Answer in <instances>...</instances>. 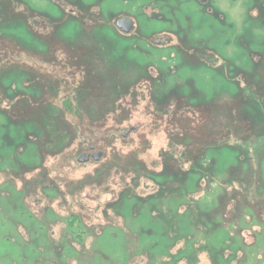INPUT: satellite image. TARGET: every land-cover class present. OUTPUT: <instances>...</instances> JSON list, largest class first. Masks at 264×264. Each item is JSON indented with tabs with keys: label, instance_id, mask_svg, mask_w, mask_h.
<instances>
[{
	"label": "rangeland",
	"instance_id": "1",
	"mask_svg": "<svg viewBox=\"0 0 264 264\" xmlns=\"http://www.w3.org/2000/svg\"><path fill=\"white\" fill-rule=\"evenodd\" d=\"M108 46L162 91L79 164L42 136ZM0 264H264V0H0Z\"/></svg>",
	"mask_w": 264,
	"mask_h": 264
},
{
	"label": "trees",
	"instance_id": "2",
	"mask_svg": "<svg viewBox=\"0 0 264 264\" xmlns=\"http://www.w3.org/2000/svg\"><path fill=\"white\" fill-rule=\"evenodd\" d=\"M4 26V25H3ZM5 27V26H4ZM110 46H108L106 49H101L95 52L90 57L92 59V64L86 65L87 69L89 70L90 74H93L92 76H86V79L83 78V80H79V82H84L87 86V97L89 99L90 96L95 95V99L100 98V102L92 101L88 103L83 102V105L81 103H78L79 99H82L80 96L79 88H77L76 93L73 92L72 95L70 96H63V98H67L71 103L76 105L73 110H75V113L77 115H81V119L84 120L82 123H76V131L75 132H64L65 130L69 129H64V124L63 121L58 122V119L56 123L52 124V129H53V134L50 135L49 133H44L42 137L45 138V142L52 145V143H56L58 145V148L55 150L60 151V153H63L66 149L70 147L71 144L74 143V138L77 140L79 139L83 143H101L104 142V139H110L114 137V134H116L117 131H113L112 129H105L103 125H105L104 119L108 117L110 111H107L109 108L105 109L102 108L101 103L105 105H114L119 103H122V101L127 97L129 94L134 92L136 88L140 86V84L143 82V84H148V80H150L149 76H138L136 75V72H139L138 66L135 65L134 63H129L128 67L129 70L125 71L124 75H119L116 73V76L112 74L111 69L108 68V65L111 64V60H113L115 57L112 55L111 50L109 49ZM123 59L122 57H118L117 59L114 60H121ZM89 67V68H88ZM84 68V67H83ZM137 69V70H136ZM85 70V68H84ZM68 76V75H67ZM92 78V79H91ZM66 80V79H64ZM152 82V81H150ZM75 83V82H73ZM157 84V82H156ZM161 85V83L157 84ZM161 88H158V86H155L150 83L149 91H150V97L153 99V97H156V95L159 94ZM110 94H114V96L117 94L118 96L116 97H111V96H103L101 95L102 92ZM95 93H99L98 96H96ZM76 94V95H75ZM68 95V94H67ZM104 99V100H103ZM117 103H115L116 101ZM10 102V101H9ZM8 102V103H9ZM97 104L98 106H95L94 103ZM85 104L87 106H85ZM6 107H4L5 110ZM57 111V115L60 116L61 114L63 115H69L72 112H70L68 109L63 108L59 105H56L54 108ZM9 111V110H7ZM185 111V110H182ZM104 113V114H99V113ZM170 115L172 116L173 113ZM62 118V116H61ZM73 125V124H72ZM105 129V130H104ZM105 131V132H103ZM105 135V136H102ZM113 135V136H110ZM42 137L38 135V140H40ZM74 137V138H73ZM47 139V140H46ZM68 140V141H67ZM171 140V139H170ZM63 142V143H62ZM41 143V142H40ZM218 142H215L214 145H216ZM63 146V147H62ZM171 141H170V151L169 154L171 155L172 152L175 153V150L172 149L171 147ZM47 147V146H46ZM45 147V149H46ZM43 147L40 148V150L43 152ZM169 150V149H168ZM54 151V150H52ZM45 153V152H44ZM186 154V150L183 152L179 153V158L183 157ZM177 161V160H176Z\"/></svg>",
	"mask_w": 264,
	"mask_h": 264
},
{
	"label": "flooded vegetation",
	"instance_id": "3",
	"mask_svg": "<svg viewBox=\"0 0 264 264\" xmlns=\"http://www.w3.org/2000/svg\"><path fill=\"white\" fill-rule=\"evenodd\" d=\"M134 26H135V22H134ZM132 32V31H131ZM130 32V33H131ZM127 35H129V33L127 34ZM158 40L159 39H157L156 40V43L158 42ZM26 51H27V49H25ZM150 68H148V70H149ZM151 72V71H150ZM150 77H154V75H151ZM147 83H149V85L148 84H143V82L140 84V86L138 87V88H136V90H134V92H132L131 94H129L127 97H125V99L123 100V103H125V101L127 100V99H129L128 100V102L129 101H131L132 100V102H130V104L132 105V107H127V111H125V113H127V114H129V115H124L125 116V118H124V121L125 120H127V119H129L130 118V113H131V111L133 110V109H135V112H137L138 110H137V108L136 107H138V105L140 104V103H142V102H145V97H147L148 96V94H147V90H145L144 88H146V89H149V87H150V80H148V82ZM146 85H148L147 87H146ZM149 93H150V91H148ZM153 114V113H152ZM155 114V113H154ZM109 117V116H108ZM118 119V120H117ZM106 121H105V125L107 124V118L105 119ZM122 120V119H121ZM120 120V118H116V119H113V122L115 123V124H122V122H124V121H121ZM129 122V121H128ZM114 123L112 124V125H114ZM117 126H120V125H116V126H112V128H113V131H118V129H120V127L118 128ZM123 129V128H122ZM134 130H136V127L134 126V127H132L131 128V132H133ZM117 133V132H116ZM115 135V134H114ZM128 134H126L125 135V137L127 136ZM115 137V136H114ZM114 137H112V138H110L111 139V142H110V144L112 145V143H113V141H114ZM117 138V137H116ZM110 139H109V141H110ZM104 146H106L105 145V143L103 142V143H93V144H91V143H83L82 141H79L78 142V149H77V151H78V154L75 156V158H74V156H73V159H76V162H78L79 164H90V163H100L101 161H102V159L104 158V156H105V154H106V149H105V147ZM80 151V152H79ZM99 152H101L102 153V155L100 156V158H99V160H95V158L93 157V155L95 154V153H99ZM82 154H85L86 156H88L89 157V160L87 161V162H84V163H81V162H79V160H78V158H79V156L80 155H82Z\"/></svg>",
	"mask_w": 264,
	"mask_h": 264
},
{
	"label": "water",
	"instance_id": "4",
	"mask_svg": "<svg viewBox=\"0 0 264 264\" xmlns=\"http://www.w3.org/2000/svg\"><path fill=\"white\" fill-rule=\"evenodd\" d=\"M116 27L118 29L122 30L124 33L128 34L134 28V22L130 18L123 17V18H120L117 20ZM101 155H102V153L99 152V153H95L93 155V157L95 158V160H99ZM78 160H79V162L84 163V162H87L89 160V157L86 156L85 154H82L79 156Z\"/></svg>",
	"mask_w": 264,
	"mask_h": 264
}]
</instances>
